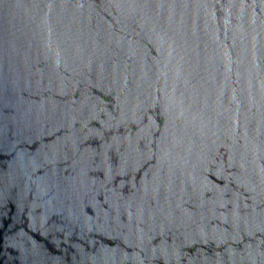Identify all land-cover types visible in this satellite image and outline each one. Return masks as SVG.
<instances>
[{"label":"water","instance_id":"water-1","mask_svg":"<svg viewBox=\"0 0 264 264\" xmlns=\"http://www.w3.org/2000/svg\"><path fill=\"white\" fill-rule=\"evenodd\" d=\"M0 264H264V0H0Z\"/></svg>","mask_w":264,"mask_h":264}]
</instances>
